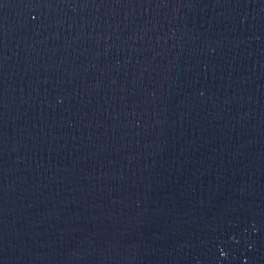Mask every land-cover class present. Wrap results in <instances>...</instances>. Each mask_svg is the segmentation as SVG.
<instances>
[{"label": "water", "instance_id": "95a60500", "mask_svg": "<svg viewBox=\"0 0 264 264\" xmlns=\"http://www.w3.org/2000/svg\"><path fill=\"white\" fill-rule=\"evenodd\" d=\"M0 264H264V0H0Z\"/></svg>", "mask_w": 264, "mask_h": 264}]
</instances>
